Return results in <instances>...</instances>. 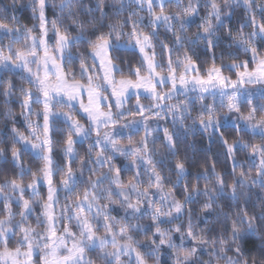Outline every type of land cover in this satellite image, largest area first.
Returning <instances> with one entry per match:
<instances>
[{"label":"clouds","instance_id":"1","mask_svg":"<svg viewBox=\"0 0 264 264\" xmlns=\"http://www.w3.org/2000/svg\"><path fill=\"white\" fill-rule=\"evenodd\" d=\"M258 67L264 0H0V264H264Z\"/></svg>","mask_w":264,"mask_h":264},{"label":"snow or ice","instance_id":"2","mask_svg":"<svg viewBox=\"0 0 264 264\" xmlns=\"http://www.w3.org/2000/svg\"><path fill=\"white\" fill-rule=\"evenodd\" d=\"M249 74L250 73H244V72L240 73V75L242 77L249 75ZM255 74H257L261 77H264V67H258L255 71ZM61 76H62V74H61ZM47 79H48V77L46 76L45 81H47ZM213 79H219L220 84L225 83L224 79L220 78V77H209L208 80L201 79L199 81V83H201V84L210 83ZM60 81H61V77H58L56 81H52L51 84H49L45 89V93H44L45 96L49 95V91L63 92V91H65V89L67 87V88H71V91L68 92L69 95H71L72 92L74 91L76 95H80L81 98L83 99L82 92H81V89L79 87H73L72 85H63ZM75 83L79 84V81H77ZM232 84H233V86H235L236 81L233 80Z\"/></svg>","mask_w":264,"mask_h":264}]
</instances>
